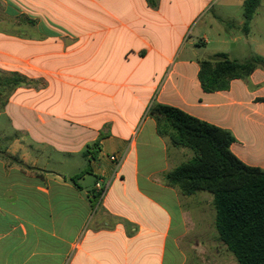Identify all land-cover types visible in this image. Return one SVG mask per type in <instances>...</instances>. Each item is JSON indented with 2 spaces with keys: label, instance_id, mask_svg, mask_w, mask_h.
<instances>
[{
  "label": "crops",
  "instance_id": "1",
  "mask_svg": "<svg viewBox=\"0 0 264 264\" xmlns=\"http://www.w3.org/2000/svg\"><path fill=\"white\" fill-rule=\"evenodd\" d=\"M121 1L0 0V70L30 80L0 107V264H239L217 231L213 194L165 183L191 153L158 134L149 110L170 105L231 131L233 153L264 170V68L225 91L199 81L209 56L254 55L245 0L237 19L217 13L224 27L188 41L216 0ZM239 31L246 42L229 46ZM73 130L90 137L73 140ZM75 145L98 148L88 158L96 182L110 183L101 202L41 164ZM112 154L125 156L116 176Z\"/></svg>",
  "mask_w": 264,
  "mask_h": 264
},
{
  "label": "trees",
  "instance_id": "2",
  "mask_svg": "<svg viewBox=\"0 0 264 264\" xmlns=\"http://www.w3.org/2000/svg\"><path fill=\"white\" fill-rule=\"evenodd\" d=\"M147 2L153 8L158 5V0ZM260 3L261 0L244 1L246 33ZM199 64L201 87L204 92L212 93L228 90L232 81L248 79L256 69L264 68V57L252 55L239 61L225 53H216ZM29 84L30 80L18 72L0 70V107L6 105L17 88ZM149 115L161 137L168 138L173 146L194 152L193 159L164 175L165 183L178 188L184 196L199 192L213 194L221 240L239 264H264V170L245 164L233 153L235 138L227 129L161 103H154ZM90 155V151L85 153L86 157Z\"/></svg>",
  "mask_w": 264,
  "mask_h": 264
},
{
  "label": "rangeland",
  "instance_id": "3",
  "mask_svg": "<svg viewBox=\"0 0 264 264\" xmlns=\"http://www.w3.org/2000/svg\"><path fill=\"white\" fill-rule=\"evenodd\" d=\"M238 1L239 0L212 1L206 11L194 21V24L192 25L190 31L186 36V41L190 39L191 35H196L200 32L204 33V31L208 29L211 24H213L214 29L215 27H224V25H222L218 20L215 19V15L217 13H220L223 16L229 15L237 19L238 16L241 15V10L239 9V7L237 8L235 6L237 5ZM124 2L125 1L122 0L120 2V6L128 8V4L122 5ZM250 29L251 33L249 35V38L247 39L249 48L251 46L254 55L264 56V0H261L257 14L254 17ZM237 32L235 34L238 37H241V39H239L236 43L229 39V46H239L240 44H243V42H246V35L241 31H239V34H237ZM213 34L214 30L212 32L210 31V34H208V36L210 39H213L214 42L215 37ZM192 38L196 39V36H192ZM256 41H258V44H256ZM212 48L219 49L217 48V44L215 42L212 44ZM173 69L174 65H170L169 68L166 70L165 75L169 76ZM80 135H82L81 138L79 137ZM88 137H90V134H87V136H85V134L83 132L80 133L79 130H73L72 132L73 140L79 141L80 139H88ZM73 147L76 148V150H79L81 145H75ZM187 150L191 153V159H193V150L189 148H187ZM79 151V153H74L72 156L66 155V157L60 155L59 153H45L44 156H41V164L50 161L49 169L58 172L68 182H72V179L76 180V182L81 185L84 191L93 192L96 187L97 177L92 173L91 169L89 168L90 162H93V159H89L88 157H86L85 153L90 151L92 155H95L98 151V148L94 145H90L85 146L83 150ZM51 152L53 151L51 150ZM141 163L143 165V160ZM77 177L79 178L77 179Z\"/></svg>",
  "mask_w": 264,
  "mask_h": 264
},
{
  "label": "built area",
  "instance_id": "4",
  "mask_svg": "<svg viewBox=\"0 0 264 264\" xmlns=\"http://www.w3.org/2000/svg\"><path fill=\"white\" fill-rule=\"evenodd\" d=\"M124 158H125V156L121 157V156H118L116 154H112L109 156L110 161L112 163H114L116 166L115 171H114L115 176L119 173V170H120V167L124 161ZM109 185H110V183L107 185H104L103 182L100 180L96 183L95 191H96L99 202H101L104 199V197L107 193V190L109 188Z\"/></svg>",
  "mask_w": 264,
  "mask_h": 264
}]
</instances>
